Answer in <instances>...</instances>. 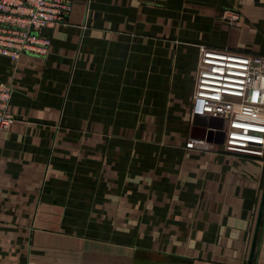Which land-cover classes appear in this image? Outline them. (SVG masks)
<instances>
[{
    "label": "crops",
    "instance_id": "obj_1",
    "mask_svg": "<svg viewBox=\"0 0 264 264\" xmlns=\"http://www.w3.org/2000/svg\"><path fill=\"white\" fill-rule=\"evenodd\" d=\"M47 33L44 56L0 55V264H247L264 156L191 104L201 45L264 52V0H74Z\"/></svg>",
    "mask_w": 264,
    "mask_h": 264
},
{
    "label": "built area",
    "instance_id": "obj_2",
    "mask_svg": "<svg viewBox=\"0 0 264 264\" xmlns=\"http://www.w3.org/2000/svg\"><path fill=\"white\" fill-rule=\"evenodd\" d=\"M74 0H0V55L16 60L23 53L47 54L52 39L48 29L66 24ZM232 26L241 14L234 8L223 12ZM191 104L192 116L218 120L207 127L215 137L224 134L227 151L264 156V52H243L200 46ZM13 86L0 79V132L15 121L9 110ZM189 139L187 147L201 144Z\"/></svg>",
    "mask_w": 264,
    "mask_h": 264
},
{
    "label": "water",
    "instance_id": "obj_3",
    "mask_svg": "<svg viewBox=\"0 0 264 264\" xmlns=\"http://www.w3.org/2000/svg\"><path fill=\"white\" fill-rule=\"evenodd\" d=\"M207 137L210 140L211 137H213V132L212 131H208ZM223 137H224V134L222 132H219L215 136V139L216 138H220V142H223ZM263 206H264V183H263V189H262V194H261L260 203H259V209H258V215H257V219H256V225H255V231H254V235H253V241H252L251 250H250V254H249V258H248L247 264H251V261H252L253 251H254V247H255V242H256V238H257V232H258L259 224H260V221H261Z\"/></svg>",
    "mask_w": 264,
    "mask_h": 264
},
{
    "label": "rangeland",
    "instance_id": "obj_4",
    "mask_svg": "<svg viewBox=\"0 0 264 264\" xmlns=\"http://www.w3.org/2000/svg\"><path fill=\"white\" fill-rule=\"evenodd\" d=\"M224 21H225V19H224ZM226 22V21H225ZM239 25V24H238ZM232 26V25H231ZM237 26V25H236ZM48 53V52H47ZM46 55V54H45ZM39 56H42V55H39ZM44 56V55H43ZM215 138V137H214ZM216 140V142L217 143H220L221 144V146L223 147V145H222V142H220V138H216L215 139ZM223 149H224V147H223Z\"/></svg>",
    "mask_w": 264,
    "mask_h": 264
}]
</instances>
